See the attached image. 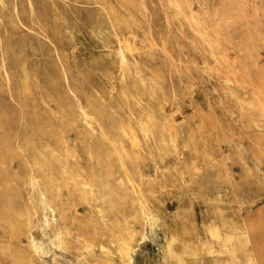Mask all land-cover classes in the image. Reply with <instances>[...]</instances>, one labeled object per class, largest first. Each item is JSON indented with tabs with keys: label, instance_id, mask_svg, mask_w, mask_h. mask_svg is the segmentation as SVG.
Returning <instances> with one entry per match:
<instances>
[{
	"label": "rangeland",
	"instance_id": "obj_1",
	"mask_svg": "<svg viewBox=\"0 0 264 264\" xmlns=\"http://www.w3.org/2000/svg\"><path fill=\"white\" fill-rule=\"evenodd\" d=\"M249 263L264 0H0V264Z\"/></svg>",
	"mask_w": 264,
	"mask_h": 264
},
{
	"label": "bare ground",
	"instance_id": "obj_2",
	"mask_svg": "<svg viewBox=\"0 0 264 264\" xmlns=\"http://www.w3.org/2000/svg\"><path fill=\"white\" fill-rule=\"evenodd\" d=\"M96 6V5H95ZM14 7V6H13ZM110 20V19H109ZM169 20V19H168ZM2 24V23H1ZM177 29V28H176ZM195 46V45H194ZM181 48V47H180ZM120 54H121V63L123 64V66H124V68H130L129 67V60H128V58H127V56H126V53H125V49L122 47L121 48V52H120ZM58 56V55H57ZM61 60V59H60ZM126 71V70H125ZM65 74V73H64ZM27 78V77H26ZM122 78V77H121ZM29 80V79H28ZM171 80V79H170ZM135 87V86H134ZM124 96V95H123ZM77 100V99H76ZM77 102V101H76ZM128 102V101H127ZM152 104V103H151ZM77 105V104H76ZM179 106V105H178ZM129 109V108H128ZM84 110V109H83ZM115 112V111H114ZM84 114H85V116L86 117H88V118H90V121H92L93 120V117L91 116V115H89L86 111H84ZM95 124V123H94ZM90 125V124H89ZM146 130V129H145ZM94 135V134H93ZM137 148H138V146H137ZM159 153V152H158ZM166 156V155H165ZM163 163V162H162ZM31 178H30V184H31V188L34 190V189H36L37 188V186H38V181H37V178H36V176L34 175V174H32L31 176H30ZM37 193V192H36ZM142 205L144 206V208H146L147 207V205H146V203H142ZM263 231V228H258V229H256V228H251V232H250V234H249V236H248V240H255L256 239V237L258 236V235H260L261 234V232ZM38 248H42L40 245H38L37 246ZM37 250V249H36ZM37 251H39V250H37ZM41 251V250H40ZM107 252V251H106ZM134 252H135V246H134V244H132V243H129V242H124V247H123V250H122V256H123V259H124V261H127V260H131L132 259V257H133V254H134ZM262 261V259H259L258 260V262H261ZM249 264H251V263H249Z\"/></svg>",
	"mask_w": 264,
	"mask_h": 264
}]
</instances>
